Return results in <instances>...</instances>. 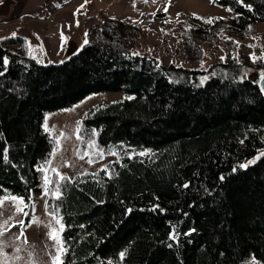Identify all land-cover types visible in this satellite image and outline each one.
I'll return each instance as SVG.
<instances>
[{"label":"trees","instance_id":"16d2710c","mask_svg":"<svg viewBox=\"0 0 264 264\" xmlns=\"http://www.w3.org/2000/svg\"><path fill=\"white\" fill-rule=\"evenodd\" d=\"M216 4L234 14L213 15L223 17L213 24L189 15L178 28L184 61L203 60L205 44L218 42L222 54L206 70L165 64L141 52L138 39L145 28L115 16L90 25L88 44L63 63H38L20 36L0 42V150L8 149L10 161L0 159L3 189L25 200L29 190L32 197L41 192L35 166L50 151L45 112L95 91L124 95L92 105L83 128L96 129L101 146L122 142L155 154L125 157L120 164L126 167L113 165L119 175L108 179L100 173V183L75 175L79 180L68 185L62 204L70 248L65 264H116L125 249L121 264L264 262V157L238 167L264 149V94L253 82L264 61L253 62L241 50V40L256 36L264 24V0ZM186 24L194 28L183 36ZM236 54L239 64L232 59ZM202 76L208 79L200 85Z\"/></svg>","mask_w":264,"mask_h":264},{"label":"rangeland","instance_id":"374dc122","mask_svg":"<svg viewBox=\"0 0 264 264\" xmlns=\"http://www.w3.org/2000/svg\"><path fill=\"white\" fill-rule=\"evenodd\" d=\"M165 7L168 9L167 12L164 11ZM193 13L204 18L216 14H234L233 11H229L228 7L213 3L212 0H147V2L145 0H87V2L86 0H0V38H3L0 42L12 37V33L15 32L16 37L20 36L24 40L26 38L33 46L43 44L46 55L41 56L39 52L36 53L43 60L42 63L58 62L81 48L90 25L105 16H115L128 22H138L145 28L144 33L138 39L141 52L155 55L165 64L183 62L201 68L202 60L184 61L178 45L179 25L185 17ZM166 20L170 22L165 23ZM77 21L79 26H77ZM61 31L68 37L63 50L61 49ZM253 37L259 39H253ZM253 37L241 40V50L256 57L264 56V50H262L264 49L263 23L260 24L257 35ZM250 44H257L259 47L250 48L248 47ZM205 48L204 67L213 62L217 55L222 54L217 41L205 44ZM123 95L124 92L121 90L95 91L73 105L45 112L49 114V126L55 125L71 137L63 141L62 156L75 166L62 167L60 169L62 173L75 177L76 174L85 170L95 171L102 164L114 158V156L107 155L103 161L92 165L86 163V160H78L73 155V148L79 145L74 129L76 122L82 121L92 105L121 99ZM67 109H72V111H65ZM33 200L37 205V215L42 216L44 202L41 199V192L34 193ZM9 214L6 212L5 216ZM18 232L19 228L13 227L9 234ZM45 234L46 230L43 227L36 226L25 232L28 243L34 244L37 251L45 246ZM7 251L11 253L12 249L9 248ZM42 259L47 261L49 258L43 256ZM254 264H264V262L254 259Z\"/></svg>","mask_w":264,"mask_h":264},{"label":"snow or ice","instance_id":"6c2138e0","mask_svg":"<svg viewBox=\"0 0 264 264\" xmlns=\"http://www.w3.org/2000/svg\"><path fill=\"white\" fill-rule=\"evenodd\" d=\"M87 2V0H86ZM147 2V0H145ZM213 3H216L217 0H212ZM241 2V0H237ZM83 7V5H81ZM167 7L164 8V11L167 12ZM231 11V9H229ZM79 12V9H77ZM153 15H155L153 13ZM179 16V14H177ZM196 19L203 20L204 23L213 24L215 21L223 19V17H209L204 18L198 16L196 13L192 14ZM169 20H166L165 23H169ZM179 22V21H178ZM135 23V21L133 22ZM77 26L79 22L77 21ZM251 25L248 26L249 32L251 31ZM194 28V25L186 24L185 30L181 33L183 36H188V33ZM163 31V30H162ZM223 31V30H221ZM12 37H16V33H12ZM87 33H85V39L81 48L84 45L88 44ZM3 39V38H0ZM61 49L63 50L64 43L67 41L66 37L61 31ZM230 39V38H226ZM253 39H259L258 37H253ZM191 40V37H189ZM25 43L27 45V52L32 59L37 60L38 63H42L43 60L37 56V52L41 56L46 55L43 44L38 46L31 45L30 41H27L25 38ZM232 43L238 49L240 47L238 41H232ZM250 48L259 47L257 44L248 45ZM264 50V49H262ZM134 56H139L140 53H132ZM253 62L264 61V56L256 57L252 55L250 57ZM3 64L6 66L8 64V58L5 56L2 58ZM226 57H220V60L225 61ZM234 59L238 64L240 63L239 55H233ZM63 63V61H61ZM159 66V65H157ZM177 67H182V65L177 64ZM201 69H204V62L201 61ZM206 70V69H204ZM247 71L244 72V78L247 77ZM3 75V72H0V76ZM215 75V73H213ZM208 79L207 76H202L200 78V85H203ZM259 81L262 84L261 91H264V70L259 73ZM177 82V81H172ZM134 97H127V99H133ZM90 99V98H89ZM115 103V102H114ZM79 107V105H77ZM65 111H72V109H67ZM88 115L87 113L85 114ZM43 131L49 137L50 151L47 156L35 166V170L40 173V183L38 187L41 190V199L43 200V215H37L36 208L37 205L33 200L31 191L29 190V195L27 200L22 195H16L12 192H9L6 189H3L0 186V264H65V258L70 252L68 241L64 239L63 234L66 232L67 227L64 223V217L62 215V204L64 200V194L67 191L69 184H74L79 180V176H92L97 183H100V173H104L108 179H112L119 174L115 171L113 165L120 164V161L125 157L132 159L136 156L140 157H149L155 155L151 149H141L137 151L130 146L125 144L118 143L113 145L101 146L98 143V131L96 129H84L82 121H77L74 129L75 138L79 142L78 146L73 148V155L78 160H86V163L89 165L103 161L107 155L114 156L115 160L104 163L101 167L92 173L87 172L86 170L81 172L77 177H70L67 174H64L60 171L62 167H74V164L69 163L63 156L62 152L63 141L69 140L71 137L66 135L63 130H59L57 126H49V114H45ZM243 143V141H241ZM59 157V160L57 158ZM264 157V149H261L255 159L247 160L245 163L239 164L238 167L246 168L249 165L256 162V160ZM0 159L4 163H9L8 149L4 148L0 150ZM121 167H126V165L120 164ZM223 179V177H221ZM182 187H189L188 184L182 185ZM159 208V205H155L152 210L156 211ZM163 211V209H160ZM128 212H131L132 209H128ZM9 212L10 214L5 216V213ZM27 221V223L25 222ZM36 226L43 227L46 230L45 234V246L44 248L37 251V248L34 244H29L25 236L27 229ZM18 227V233H10L11 228ZM83 227V225H81ZM178 233L176 231V226H172V231L169 234V240H177ZM171 247V244L168 245ZM11 248L12 252L9 253L7 249ZM127 254V249L121 251L118 254V261L116 264H121L125 259ZM47 256L49 259L47 261L43 260L42 257ZM73 264L75 262L73 261ZM98 264H113L112 260L107 261H98ZM247 264H254L253 261L247 262Z\"/></svg>","mask_w":264,"mask_h":264},{"label":"water","instance_id":"95a60500","mask_svg":"<svg viewBox=\"0 0 264 264\" xmlns=\"http://www.w3.org/2000/svg\"><path fill=\"white\" fill-rule=\"evenodd\" d=\"M259 73H260V72H257V71L253 73V82H254L255 84H258V85L260 86V89H261L262 84H261V82H260L259 79H258ZM262 93L264 94V91H262Z\"/></svg>","mask_w":264,"mask_h":264}]
</instances>
